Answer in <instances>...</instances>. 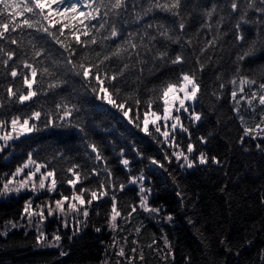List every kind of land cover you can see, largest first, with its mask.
Wrapping results in <instances>:
<instances>
[{
	"label": "trees",
	"instance_id": "1",
	"mask_svg": "<svg viewBox=\"0 0 264 264\" xmlns=\"http://www.w3.org/2000/svg\"><path fill=\"white\" fill-rule=\"evenodd\" d=\"M225 2L185 0L187 6L182 12L188 27L181 35L183 41H191V47L171 44L168 50L173 55L182 53L187 63L161 65L155 73L146 69L139 82L136 74H130L126 88L146 100L152 95L149 89H158L162 82L176 79L181 68L195 71L202 89L192 107L203 115V119L192 126L184 114L183 122L191 128L192 141L197 147L193 156L203 151L209 157L215 156L219 164L209 161L200 165L197 160L191 169L180 167L172 156L174 149L163 143V137L154 129L146 135L139 127L129 124L121 112L96 100L90 91L82 88L77 77H71L73 83L56 93L39 95L26 105L5 102L6 107L0 109V119H10L17 114L29 115L33 109H40L45 115L39 121H33L38 130L10 142V146L0 152V179L26 160L29 152L39 162H50L49 166L55 168L61 178L68 177L65 170L73 163L90 170L96 165L93 159H89L94 154L86 148L91 142L100 146L117 184L126 185L123 192L118 189L115 192L122 211L126 214L131 210L130 205H139V186L129 184L127 178L129 175L138 177L141 171L146 178L143 186L149 190L147 204L160 211L157 214L138 207L128 220H118L119 228L112 230L107 223L111 201L94 202L87 221L83 222L84 218L79 217L82 223L75 236L70 217L68 228L63 227L60 219L48 218L43 225L48 238L51 239L57 231L62 236L60 247H49L47 243L38 245L36 228L28 225L27 220H21L25 200L32 197L34 204H41L45 199L58 198L60 192L70 195L71 188L62 183L59 192L51 196L46 191H40L38 196L28 191L19 195H0V264H128L125 257L132 258V264H264V151L256 148L257 143L264 145V140L244 137V143L240 142L243 127L233 111V85L230 82L233 78L238 79L237 67L241 69L240 74L253 77L258 83L264 80V35L254 24L242 26L248 44L255 43L256 46L252 55L238 62L237 55L243 49L235 42L233 26L236 20L229 16L230 9H223ZM213 4L218 7L209 22L211 30L201 28L205 19L203 13ZM221 16L224 20L217 33L216 21ZM250 16L255 19V13ZM155 18L163 23L174 19L161 12L155 13ZM18 38L23 40V51L15 49L18 56L30 58L32 49L28 37ZM214 38L216 46L208 47L201 57L204 71L196 70L194 64L199 49L205 41ZM0 46L9 50L14 48L3 41ZM2 59L4 57L0 56ZM46 66H50L47 59L39 65L41 68ZM151 67L149 65V69ZM20 70L26 71L22 67ZM3 72L0 66V83L11 82L21 87L19 81H11L10 77L6 80ZM221 84L224 88H220ZM235 87L239 93L238 82ZM245 88L247 90L248 86ZM2 95L3 89L0 88ZM64 97L75 104L79 112L74 113L71 124L60 120L49 124L47 114L55 116L56 103H62ZM139 111L142 117L143 105ZM261 111L257 106L256 112H252L242 102L241 113L249 127H255L259 122ZM257 132L264 136V132ZM201 136L207 138V143L199 142L197 138ZM178 139L186 150L187 134L180 133ZM121 150L124 158L131 162L130 170L124 169L119 162ZM166 155L171 162L165 159ZM150 158L157 159L165 167L151 165ZM99 166L103 168L102 164ZM96 179L92 177L84 183L90 185ZM169 216L171 220L167 219ZM10 221L17 222V227L12 228ZM96 228L101 231L97 232ZM120 248L124 249L125 257L116 255ZM61 251L67 254L62 256Z\"/></svg>",
	"mask_w": 264,
	"mask_h": 264
},
{
	"label": "snow or ice",
	"instance_id": "2",
	"mask_svg": "<svg viewBox=\"0 0 264 264\" xmlns=\"http://www.w3.org/2000/svg\"><path fill=\"white\" fill-rule=\"evenodd\" d=\"M186 6L185 0H0V41L14 46L12 50L0 46V56L4 57L0 60V66L4 69L3 76L6 80L10 77L11 81H19L21 84L18 88L11 82L0 83V88L3 89L0 109L6 107L5 102L26 105L39 95L56 93L58 89L73 83L71 77H77L82 82V88L90 91L96 100L121 112L129 124L139 127L146 135H150L151 129H154L155 133L163 137V143L174 149L172 156L180 167L191 169L196 166L197 160L200 165L209 161L219 164L220 161L215 156L209 157L203 151H200L198 156H193L197 147L192 141L191 128L183 122L184 114H187L186 118L192 126L199 124L203 119V115L192 107L198 101L202 89L195 71H184L181 68L176 79L162 82L158 89H149L152 95L146 100H141L138 94L133 95L132 92L126 91L130 74H136V81L139 82L142 81L146 69L155 73L161 65L175 66L187 63L182 53L173 55L168 50L171 44H187L191 47V41H183L181 35L188 27L182 12ZM217 7L218 5L213 4L210 9L204 11L205 19L201 22V28L211 30L212 25L209 22L213 19ZM223 9H230L229 16L236 20L233 26L234 39L243 49L237 55V61L242 62L253 54L256 46L255 43L248 44L242 26L254 24L260 28L261 35H264V0H226ZM157 12L170 15L174 19L167 23L160 22L155 18ZM250 13H255V19ZM223 20L224 16H221L216 21L217 33L220 32ZM14 33L17 35H13ZM18 36L28 37L32 49L30 58L18 56L15 49L20 48L23 51V40ZM246 44L248 46L245 48ZM53 45L57 46L55 50ZM215 46L216 38L204 42L195 59L196 70L204 71L205 64L201 57L206 54L208 47ZM45 59L50 62V66L39 67L44 64ZM149 65L152 66L150 69ZM21 67L26 71L22 72ZM235 71L238 79L233 78L230 81L233 85L231 98L234 102L233 111L243 127L240 142L244 143V137L264 140V136L257 132H264V80L258 83L255 78L240 74L239 67ZM237 82L239 93L235 87ZM220 88H224V84H221ZM62 101L56 103L55 116L52 113L47 114L49 124L55 120L71 124L74 113L79 112V108L68 98L64 97ZM242 102L252 112H256L257 106L262 109L255 127L244 123ZM141 105L142 117L139 111ZM43 115L45 113L42 110L33 109L29 115L17 114L12 115L10 119H0V152L9 147L10 142L38 130L33 121H39ZM180 133L188 136L186 150L179 143ZM197 139L201 144L207 143L206 137ZM86 148L94 154L89 159L96 162L90 170L86 166L73 163L65 170L69 174L68 177L61 178L56 169L49 166L50 162H39L34 158V154L29 152L26 160L0 179V195H19L28 191L33 196H38L40 191H46L51 196L59 192V185L62 183L71 188L70 195L60 192L58 198L45 199L41 204H34L32 197L25 200L21 220H27L28 225L36 228L38 245L47 243L49 247H60L62 236L59 231L53 233L49 239L43 229L48 218H58L63 227L68 228L70 217L75 236L82 223L79 217L82 216L83 222H86L90 214L89 209L94 202L101 200L111 201L107 223L112 230L119 228L118 220H128L138 207L157 214L160 211L150 208L147 204L146 193L149 190L143 186L146 178L141 171L140 176L129 175L127 178L129 184L139 186L140 201L139 205H130L131 210L125 214L119 207L115 192L117 189L123 192L126 185L117 184L99 145L89 142ZM256 148L264 151V145L260 143L256 144ZM120 156V164L124 169L130 170L131 162L124 158L123 150ZM165 159L171 162L167 155ZM101 164L103 168L99 166ZM150 164L165 167L155 158H150ZM92 177H96V181L85 185L84 182L90 181ZM167 219L171 220L172 217ZM9 224L12 228L17 227L15 221H10ZM95 230L100 232L101 228ZM4 234L6 235L7 231ZM132 251L135 252L136 249ZM60 254L63 256L67 253L61 251ZM116 255L125 257L124 249L120 248ZM125 259L128 264H132V258Z\"/></svg>",
	"mask_w": 264,
	"mask_h": 264
}]
</instances>
